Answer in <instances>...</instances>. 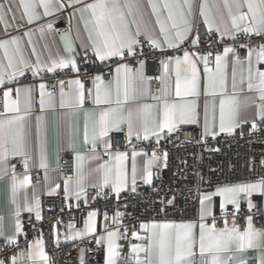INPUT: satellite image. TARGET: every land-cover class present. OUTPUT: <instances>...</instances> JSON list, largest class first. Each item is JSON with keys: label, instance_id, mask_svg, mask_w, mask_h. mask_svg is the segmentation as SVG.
I'll return each mask as SVG.
<instances>
[{"label": "snow or ice", "instance_id": "snow-or-ice-1", "mask_svg": "<svg viewBox=\"0 0 264 264\" xmlns=\"http://www.w3.org/2000/svg\"><path fill=\"white\" fill-rule=\"evenodd\" d=\"M152 13L155 14L156 24L159 26V35L152 26L144 20L139 0H126L124 5L119 0H93L91 3H83L82 0H19L23 6V13L27 17V24H32L41 18L38 8L43 9V16H50L53 11H60L65 7L79 11L81 19L84 13H88L89 19L85 21V27L91 23L89 31L90 47L96 59L104 63L112 58H119L120 61H134L135 64L117 62L114 72H109L111 79H106L103 72L90 75L87 71L81 79L80 67L77 63L76 53L71 43L65 40V51L68 56L49 58L43 62L39 55H36L35 62L26 59L21 47V37L11 36L10 39H0V49H3L7 65L0 63V90H2L3 112H0V178L9 174L11 168V184L8 196V218L5 224V216L0 215V238L3 239L2 246L5 251L7 246L19 247L17 237L24 231L21 220L22 212L35 213L37 221L42 219L39 198L33 193L29 199L26 188L31 184V176L28 175L29 164L32 160L30 147L32 144V126L27 120L34 105V95L37 87L39 90V107L43 112L46 109L55 110L57 99L54 91L48 90V85L41 82L38 86L34 84L12 88L5 84V80H15L23 76L25 70H31L33 76L38 75L42 70L55 72L58 69H71L77 74L75 79L67 81L59 80V103L60 109L72 111L82 109L86 100H91L94 107L100 110H87L85 115L83 143L88 149L87 157L82 154L76 145L74 138H69L67 143L76 153V188L70 189V180L64 182L65 198L75 196L76 200L86 193L83 187L85 179L83 168L87 160H98L99 149H103L108 156L103 164H100L95 171L103 172L102 184L96 185L101 189L111 187L117 199L121 192L137 190V180L145 185L153 184V167L162 165L168 167V153H158L153 148L151 155L140 149L133 148L131 152L132 168L131 174L126 168L128 153L126 151L113 149L110 140V133L121 132L127 128V140L129 144L133 137L138 140L149 141L155 138L158 146L164 138L165 132L171 136L180 130L181 125L199 123L196 98L201 95V73L199 65L203 63L204 73V95L211 96L212 102L209 106L207 100L204 104V130L202 140L206 137L215 139L220 134L233 135L237 128L242 125H250L249 133L255 134L264 130V44L255 47L250 44H241V48L247 49V54L241 58L237 48L233 46L224 47L222 52L214 55L215 68L210 67L213 62V53H201L195 51L199 47V34L191 38L192 25L190 17L193 12L191 0H175L173 3H165L163 8L167 10V16L161 19L160 11L153 0H148ZM0 3V23H3L5 31L9 27L8 13H13L12 20H16L15 13L11 7V0ZM82 4V6H80ZM80 6V7H78ZM208 5L205 3L199 7L200 15L204 17L208 30L213 28L220 33L221 38L231 36L235 38L236 33L264 34V0H224V7L227 8L230 24L223 23V26L215 24L209 18L206 11ZM246 7V11L243 10ZM127 9V12L125 11ZM133 19L129 21L128 17ZM136 17H139L137 19ZM221 19L223 16L221 14ZM134 26V27H133ZM52 31L53 24L40 25L39 31L43 35L45 30ZM28 43H32V32L24 34ZM143 36L153 49L163 51L165 48L180 50L185 41H190L191 48H184L182 55L167 56L159 61L161 74L157 77H150L145 72V59L143 44L140 37ZM88 46H85L87 48ZM32 53H36L35 46ZM232 58V75L229 91L228 77L225 69L229 64V57ZM87 60V52L83 58ZM240 67L239 76L236 68ZM246 66V70H245ZM11 71H8V70ZM175 75V98L172 97V75ZM90 79L92 87L86 86ZM159 80L162 87L160 95L152 97L154 104H141L149 94V83ZM65 83L69 85L65 91ZM247 91L253 93L251 96L240 100L242 93ZM219 96V121L216 117V98ZM255 106V117L251 120L241 119V104ZM243 136L244 132L241 131ZM36 137L39 140V164L45 170V180L48 179V157H47V133L43 117H36ZM60 145V133L57 129V150ZM210 152H219L220 149L209 148ZM145 156L147 159L142 170L138 172L136 157ZM9 157H23L25 173L18 175L15 165H8ZM264 166V158L259 161ZM250 168L255 171V159L251 161ZM214 171V170H213ZM194 190L188 188L186 196L183 190L169 188L163 198L159 200L162 205L160 212L167 216L168 209H176L178 196L182 197L185 203L188 197L198 203L195 218L170 220H156L140 223L139 229L144 231L140 235L138 231H131V236L141 243L130 244V260L135 264H249L247 259L242 258L249 249H257L262 255L259 257V264H264V228H256L253 222L254 211L260 212L264 209L258 208L253 201V194L264 196V174L245 178L235 183H217L214 188H202L205 183L204 176L196 172ZM184 179H188L185 176ZM211 185V180L207 181ZM60 186L56 185L51 191L55 192ZM24 191L21 197V191ZM159 195V190H156ZM99 194V193H98ZM219 200L218 205L216 200ZM246 203L248 215L244 217L245 226L243 229L237 224V218L241 212L242 204ZM79 207V204H77ZM219 208V220L223 227L217 224L218 217L215 209ZM231 208V210H230ZM124 214L117 210L113 216V222L123 227L121 217ZM96 211L88 213L84 222V229L76 231L70 223L68 227L73 230L74 235L65 238L75 239L96 231ZM105 219L107 214L105 213ZM211 221L210 223L208 221ZM55 230V226H54ZM129 229L124 227L123 235L127 236ZM122 233L119 227L116 230L108 231L97 238L96 243H107L109 258L107 264H116L113 257L119 253L120 245L117 241ZM59 234L57 232V242ZM143 253V258L141 257ZM227 256V259H225ZM0 264H51V258L45 251L42 235L40 238L27 244V248L19 252H13L11 256L5 255L0 259ZM83 264V261H81Z\"/></svg>", "mask_w": 264, "mask_h": 264}, {"label": "built area", "instance_id": "built-area-1", "mask_svg": "<svg viewBox=\"0 0 264 264\" xmlns=\"http://www.w3.org/2000/svg\"><path fill=\"white\" fill-rule=\"evenodd\" d=\"M73 8L65 7L58 20L59 29L72 28V14ZM199 34L200 43L195 51L201 53L212 52L213 57L216 52H221V46H233L237 48V53L241 58L247 54V49L241 48V44H250L255 47L264 44V34L257 35L255 33L246 35L239 33L231 41H225L215 31H209L206 26L195 18L192 26L191 38H195ZM144 55L140 57L145 59V72L147 76H159V61L165 59L167 56H176L183 52L184 48H191L190 41H185L180 50H158L153 49L145 39H142ZM87 51H80L77 54V63L80 67L81 79H84L83 73L87 71L90 75L103 72L105 76H109L110 68L119 60L111 59L101 63L92 57L87 52V60L85 53ZM125 63L134 61H123ZM42 78L48 85L49 90H58L59 80L67 81L69 77L77 74L70 69L56 70L53 73L47 70L41 71ZM25 78L30 79L29 72L25 70ZM153 89L160 86V81L153 79L151 81ZM68 84L65 83V90L68 89ZM86 86L90 87V79L86 81ZM3 95L0 90V111L2 110ZM250 125H242V128H237L233 135L220 134L215 139L210 136L202 140L203 130L198 124L181 125L180 130L169 136L167 132L164 138L157 146L155 138L144 141L132 138L129 144L127 134L125 132H114L110 135V140L113 144L114 150H123L128 153L135 148L137 151L143 149L151 155L153 148H156L158 153L167 151L168 153V167L164 168L162 165L154 173L153 184L146 186L142 181L137 182V190L135 193L130 191H123L117 199L115 193L110 189H96L89 186L86 190L85 199L79 204V207L68 205L62 193L54 195H44L42 197V219L37 221L32 214H23L22 223L24 231L18 235L17 241L19 247L15 245L7 246V249L0 246V259L5 255L11 256L13 252H19L27 248L30 240L43 238L44 245L48 256L51 258V264H104L105 245L103 242L97 244L96 235L88 236L86 238L77 240L69 245H56L53 242V224L72 223L75 228H80L83 221L86 219L87 213L91 209L98 211L103 229L107 230L112 226L118 228L122 233L119 239V254L118 260L120 263H127L128 250L127 246L136 240L131 236V231L137 229L139 224L143 221H152L170 219H190L195 218L198 209V203L193 202L191 196L188 197V202L185 203L182 197L178 196V204L176 209H168L167 216L159 210L162 205L159 200L168 193L169 188L183 190L185 195H188V188H193L195 183V173L199 172L204 176L205 183L201 185L202 188H214L217 183H235L245 178L254 177L258 174H264V166L259 164L261 158H264V130L257 131L255 134L249 133ZM264 129V125H261ZM244 135L241 136L240 132ZM219 148V152H210L209 148ZM255 159L256 168L252 171L250 168L252 159ZM102 160H108V156L102 152ZM23 158L17 157L15 160L16 168L23 169ZM57 170L63 178H72L74 175V166L71 154L68 151L61 153ZM214 170V171H213ZM188 176V179H184ZM211 180V185L207 181ZM156 190H159L157 195ZM99 193V194H98ZM253 201L258 208L264 209L262 198L258 195H253ZM219 200H216L218 205ZM119 210L124 215L121 217L123 227L110 222V217ZM231 210V208H230ZM105 213L107 219H105ZM246 203L242 204L241 212L237 218V224L243 229L245 226L244 217L248 215ZM215 215L218 217L217 224L223 227V222L219 220V208L215 209ZM211 222L210 220L208 221ZM253 222L256 228H264V211L253 213ZM124 227L129 229L127 236L123 235ZM249 264H256V260L249 259Z\"/></svg>", "mask_w": 264, "mask_h": 264}, {"label": "crops", "instance_id": "crops-1", "mask_svg": "<svg viewBox=\"0 0 264 264\" xmlns=\"http://www.w3.org/2000/svg\"><path fill=\"white\" fill-rule=\"evenodd\" d=\"M31 2V0H29ZM93 0H82L83 3H91ZM154 3L157 4L158 10L160 11L161 14V19L166 18L167 16V10L163 8V5L165 3H173L175 0H153ZM181 3H183V0H180ZM207 2V9L206 11L209 13V18L213 20L215 24L223 26L224 22H227L230 24V17L228 16L227 8L224 7V0H206ZM233 0H229V3H232ZM0 3H5V7L7 8L9 5L7 3V0H0ZM119 3L121 5H124L126 3V0H119ZM191 3L193 5V12L190 17V23L193 26V22L195 18H199V20L206 26L208 29V25L205 24L204 22V17L200 15L199 7L201 4L205 3V0H191ZM82 4L80 6H82ZM139 4L141 6V11L144 14V20L147 21L152 28L155 30L156 34L159 35V26L156 24V17L155 14L152 13L151 10V5L149 4L148 0H139ZM78 6V7H80ZM11 7L13 8V11L16 16V20H12L11 16L13 13H8V22H9V27L7 28V31L4 29L3 23H0V39H10L11 36H19L21 37V47L23 50V55L26 59L35 62L36 55H39L41 57V60L43 62H47L49 58H56L58 56H68L69 53L65 51V40L62 39L61 37L64 36L72 45L75 53H76V59H77V54L80 51H87L93 59L97 60L94 54L92 53V49L90 47L91 41L89 40V31L92 28L91 23L88 24V27H85V21L89 19L88 13H84V18L81 19V14L79 11H76L73 9V12L71 14L72 16V28L68 29H59L58 27V20L61 17L59 13L62 12L63 9L60 11H53L50 16H43V9L38 8L37 11L40 13L41 18L37 21H34L32 24H27V17L23 13V6L20 5L19 0H11ZM243 10H247L246 7ZM127 12V9H125ZM221 14L223 16V20L221 19ZM139 19V17H136ZM129 21L133 19L132 16L128 17ZM48 22H51L53 24V30L48 31L47 29L45 30L44 34L42 35L39 31V26L40 25H47ZM134 27V26H133ZM213 30H215L213 28ZM31 31L32 32V43H28V38L25 36V32ZM218 33V32H217ZM242 33V32H240ZM220 35V33H218ZM239 33H236V36ZM221 37V35H220ZM145 39L143 36L140 37V39ZM233 37L231 36H224L223 39L225 41H231ZM146 40V39H145ZM35 46L36 48V53H32V47ZM85 46H88L85 48ZM224 47L226 45L221 46V52L223 51ZM159 50V49H158ZM164 50H169V48H165ZM179 55H182L179 54ZM112 59H118L119 58H112ZM98 61V60H97ZM121 63H125L123 61H118ZM0 63H3L5 66L7 65V59L4 57L3 49H0ZM116 67V64L113 65L110 68V72H114ZM210 67L213 69L215 68V61L213 57V62L211 63ZM200 68V73H201V87H200V92L201 95L196 98L197 102V112H198V119L199 123H197L202 130H204V104L205 101L209 103V106L211 105L212 102V97L208 96L206 97L204 95V73H203V63L201 62L199 65ZM70 69V68H69ZM60 70V69H58ZM67 70V69H63ZM71 70V69H70ZM232 58L231 55L229 57V64L228 67L225 69V72L228 77V83H229V91L230 89V84H231V75H232ZM246 70V66H245ZM8 71H11L10 69ZM29 72L30 79H26L25 75L23 76H18L15 80L8 81L7 79L5 80V84L9 87L16 88V87H22L24 85H29V84H34V85H39L41 82H45V78H42L41 72L33 76V73L31 70H27ZM161 66H159V75L161 74ZM237 71V76H239L240 72V67L237 66L236 68ZM53 73V72H51ZM97 74V73H96ZM95 75V74H94ZM75 76H71L68 78L69 79H75ZM106 79H111L110 76H105ZM174 86H175V75L173 73L172 75V97L175 98V92H174ZM90 87H92V83L90 80ZM162 87L161 83L159 88L153 89L151 82L149 83V94L142 100L140 101L141 104L147 103V104H154L155 101L152 99L154 96L160 95V88ZM69 89V86H68ZM66 89L65 91H68ZM49 90V89H48ZM54 91V90H50ZM56 94V99H57V107L55 110L51 109H46L43 112L41 111L39 107V90L38 87L36 91L33 93L34 95V105L31 111V114L27 117V120L30 122L32 126V144L29 149L30 154L32 156V160L30 161L29 164V170H28V175L31 176V184L26 188L27 195L29 199H31L33 193L39 198L40 200V206H41V215H42V197L44 195H54L58 193H62L66 203L68 205L72 206H77V204H80L83 199L84 195H81V199L79 201L76 200L75 196H72L70 198H65L64 195V182L65 180H70L71 183L69 185L70 189L75 190L76 188V160H75V152L68 146V139L74 138L76 141L77 149L84 154L87 157L88 154V149L83 143V133H84V123H85V115L87 110H95L97 113L99 112L98 107H94L92 104L91 100H86L84 106L82 109H78L75 111H72L70 109H60L58 107L59 103V88L58 90L54 91ZM253 93H248L245 91L244 93L241 94L240 100L243 102L244 98L247 96H251ZM219 96L216 98V117H217V124L219 121ZM255 106H245L243 103L241 104V110H240V117L241 119H248L251 120L255 117ZM0 112H3V108ZM37 116H42L43 117V123L46 125V133H47V157H48V179L45 180V170L40 168L38 166L39 164V140L36 137V117ZM258 119V118H257ZM59 128V133H60V145H59V150H57V129ZM113 131L112 133H114ZM121 132H125L127 134V128L124 127V130ZM110 133V135L112 134ZM110 138V137H109ZM135 138V137H133ZM68 151L71 154L72 160H73V166H74V175L72 178H63L59 171L57 170V165L59 162V157L62 152ZM116 150H114L115 152ZM123 151V150H119ZM102 152L103 149H99L100 153V158L98 160H87L85 162L84 168H83V175L85 177L83 181V187L84 190H86L89 186L94 187L96 189H101L100 187H97L96 185L102 184V179H103V172H97L95 169L98 168L100 164H103L106 160H102ZM132 152V151H131ZM131 152L130 155L126 161V168L129 173V177L131 174V168H132V158H131ZM17 157L12 158L9 157L8 160V165H15V160ZM23 158V157H22ZM109 159V158H108ZM147 157L145 156H137L136 157V162H137V167H138V172L142 170L143 164ZM161 165H156L153 167V172L155 173L156 170L160 167ZM18 175H23L25 173V169H15ZM140 181L139 179L137 182ZM11 184V168L9 167V174L7 176H4L0 178V215L5 216V224L9 222L8 218V196H9V186ZM56 185H59L60 187L55 191L52 192L51 189L55 188ZM149 186V185H146ZM102 189H111V187H103ZM25 190L21 191V197H23ZM253 195H258L262 198L263 204H264V196H261L260 194H253ZM91 211H96L97 216L95 217V226H96V231L94 233H90L87 235H84L82 237H77L75 239L68 238L66 239V236H72L74 235V232L72 229L68 227L70 223L64 224V223H59L56 222L53 224L52 231H53V242L56 245H69L77 240L86 238L88 236L96 235L97 238H99L102 235L106 234V230L103 229L102 222L100 220L98 211L96 209H91ZM88 212V213H89ZM88 213L86 216V219L88 218ZM23 214H32L35 217V213H28V212H22L21 214V219ZM113 216L110 217V222L112 225H114L113 222ZM83 225L80 228H75L76 231H82L84 229V222ZM179 221V220H178ZM151 221H143L141 223H147ZM55 226V230H54ZM117 228L112 226L111 228L107 229L108 231L116 230ZM135 231H138L140 235H144V231L139 229H135ZM57 232L59 234V240L57 242ZM134 238V237H133ZM136 242L133 243H141L142 241L137 240L134 238ZM36 239L30 240L29 242H33ZM119 244V240L117 241ZM4 244V241L2 238H0V246ZM105 245V255H104V264H107L109 254H108V249H107V243L103 242ZM132 244V243H131ZM120 245V244H119ZM45 246V245H44ZM120 248V247H119ZM128 250V261L127 263H120L118 260V255L113 257L115 260L116 264H135L134 260H130V244L127 246ZM46 251V249H45ZM119 253V249H117ZM262 255V253L257 250V249H249L247 250L244 254L243 257L244 259L249 260L254 259L256 260V264H259V257ZM141 257L143 258V253H141ZM225 259H227V256H225Z\"/></svg>", "mask_w": 264, "mask_h": 264}]
</instances>
